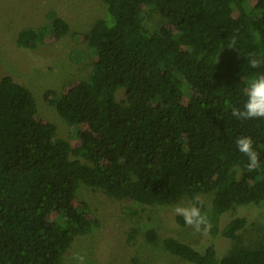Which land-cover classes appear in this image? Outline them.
<instances>
[{
  "label": "trees",
  "instance_id": "16d2710c",
  "mask_svg": "<svg viewBox=\"0 0 264 264\" xmlns=\"http://www.w3.org/2000/svg\"><path fill=\"white\" fill-rule=\"evenodd\" d=\"M101 1L106 19L81 35L93 54L89 77L45 94L76 127L74 138L59 139L32 94L8 76L0 80V264H66L75 239L99 227L76 198L79 183L120 201L202 206L208 234L236 243L219 258L211 244L199 251L161 241L189 264H264V244H241L244 217L221 227L224 214L264 207V119L231 115L264 74V0ZM147 10L161 18L157 29L146 27ZM68 31L56 17L48 32L23 30L17 43L34 49ZM253 54L258 68L249 64ZM119 89L123 101L115 99ZM241 136L260 157L253 171L236 148ZM175 222L186 225L180 216ZM147 238L157 240L154 232Z\"/></svg>",
  "mask_w": 264,
  "mask_h": 264
},
{
  "label": "rangeland",
  "instance_id": "374dc122",
  "mask_svg": "<svg viewBox=\"0 0 264 264\" xmlns=\"http://www.w3.org/2000/svg\"><path fill=\"white\" fill-rule=\"evenodd\" d=\"M56 17L69 25L63 38L53 43L38 42L34 49L18 45L21 31L44 29L48 32ZM106 17L101 0H0V80L8 76L26 88L39 114L55 126L59 139L74 138L76 127L67 124L56 109L47 104L45 94L58 95L67 80L89 77L85 66L90 64L93 54L81 35L88 33L97 20ZM144 17L149 30L161 24V18L153 11L147 10ZM123 93L124 89L117 90L116 101L124 100ZM76 198L87 204L98 219L99 227L75 239L63 256L66 264H75L71 259L73 253L84 255L85 264H189L168 253L161 241L172 238L199 251L211 244L219 258L228 254L236 243L210 236L208 231L195 232L187 225H176L173 207L189 206L191 202L186 199L148 206L109 198L82 183L78 185ZM199 199L205 204L210 201V197L204 195ZM237 216L247 221L240 234L241 244L249 247L264 244V207L248 205L224 214L221 227ZM149 232L155 233L156 241L147 238Z\"/></svg>",
  "mask_w": 264,
  "mask_h": 264
},
{
  "label": "clouds",
  "instance_id": "9594fccd",
  "mask_svg": "<svg viewBox=\"0 0 264 264\" xmlns=\"http://www.w3.org/2000/svg\"><path fill=\"white\" fill-rule=\"evenodd\" d=\"M252 68H258L260 61L255 54L249 58ZM231 115L238 120L264 119V74H259L251 80L246 87V100L243 108L232 107ZM237 150L248 160L247 168L249 171L257 169L260 165V157L254 148L253 140L250 136L238 137L235 141ZM174 215L183 218L184 223L191 227L195 232H207L211 228V223L202 206L195 203L189 206L175 205ZM75 264H85V256L80 253H73L71 257Z\"/></svg>",
  "mask_w": 264,
  "mask_h": 264
}]
</instances>
